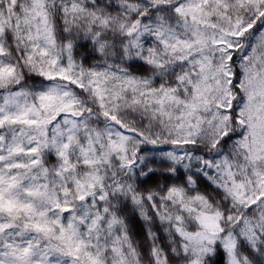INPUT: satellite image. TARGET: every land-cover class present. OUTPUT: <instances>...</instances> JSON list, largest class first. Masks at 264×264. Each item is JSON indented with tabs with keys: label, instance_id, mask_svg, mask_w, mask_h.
<instances>
[{
	"label": "snow or ice",
	"instance_id": "1",
	"mask_svg": "<svg viewBox=\"0 0 264 264\" xmlns=\"http://www.w3.org/2000/svg\"><path fill=\"white\" fill-rule=\"evenodd\" d=\"M0 264H264V0H0Z\"/></svg>",
	"mask_w": 264,
	"mask_h": 264
}]
</instances>
